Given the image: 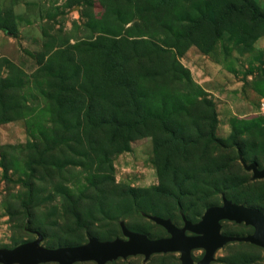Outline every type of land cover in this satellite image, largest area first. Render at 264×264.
Listing matches in <instances>:
<instances>
[{"label":"rangeland","instance_id":"rangeland-1","mask_svg":"<svg viewBox=\"0 0 264 264\" xmlns=\"http://www.w3.org/2000/svg\"><path fill=\"white\" fill-rule=\"evenodd\" d=\"M240 158L264 167V0H0V249L125 239L121 221L161 239L145 215L182 227L223 196L264 213ZM211 264L264 251L230 243Z\"/></svg>","mask_w":264,"mask_h":264},{"label":"water","instance_id":"water-1","mask_svg":"<svg viewBox=\"0 0 264 264\" xmlns=\"http://www.w3.org/2000/svg\"><path fill=\"white\" fill-rule=\"evenodd\" d=\"M240 162L247 172H252L253 180L264 179V167L259 169L254 163L247 165L242 158ZM145 216L164 228L170 237L151 240L144 234L129 230L121 221L120 228L125 239L99 241L91 238L82 245L51 249L42 245L43 236L36 233L37 239L33 241L12 249H0V264H108L137 256H143L146 262L153 255L169 253L180 254L181 264H194L192 251L199 249H204L205 255L197 264H211L216 251L231 242L250 243L264 249V214L235 204L224 196L223 205L207 209L198 223L194 224L182 216L184 226L181 229L170 219ZM225 220L252 226L254 233L246 237L223 236L221 222ZM186 232L195 236L189 237Z\"/></svg>","mask_w":264,"mask_h":264},{"label":"flooded vegetation","instance_id":"flooded-vegetation-1","mask_svg":"<svg viewBox=\"0 0 264 264\" xmlns=\"http://www.w3.org/2000/svg\"><path fill=\"white\" fill-rule=\"evenodd\" d=\"M252 173V172H251ZM236 204V203H235ZM222 205H223V197H222ZM221 205V206H222ZM221 206H218V207H221ZM255 210V209H254ZM258 211V210H257ZM260 212V211H259ZM262 213V212H261ZM264 214V213H263ZM204 215V214H203ZM202 218V217H201ZM182 221H183V218H182ZM201 221V219L198 221V222H200ZM198 222H195V223H198ZM223 222H230V223H235V224H238V225H240V224H243V225H245V226H248V225H246L245 223H236V222H233V221H227V220H225V221H222L221 222V226H222V228H223ZM192 223H194V222H192ZM194 223V224H195ZM174 224V223H173ZM175 225V224H174ZM176 226V225H175ZM183 226H184V221H183ZM183 226L182 227H177V228H179V229H181V228H183ZM248 227H251L252 229H253V233H254V228L252 227V226H248ZM222 228H221V234L223 235V236H226V235H224L223 233H222ZM166 231V230H165ZM167 232V231H166ZM253 233H251L250 235H252ZM168 234V233H167ZM186 235L187 236H189V237H193V236H195V234H193V233H191V232H186ZM246 236H248V235H246ZM246 236H244V237H246ZM168 237H170V235L168 234V236L167 237H165V238H168ZM231 237H235V236H231ZM231 243H236V242H231ZM237 243H244V242H237ZM228 244H230V243H228ZM228 244H226V245H228ZM248 244H250V243H248ZM225 245V246H226ZM252 245V244H251ZM255 246V245H254ZM224 247V246H223ZM222 247V248H223ZM256 247H258V246H256ZM260 248V247H259ZM221 249V248H220ZM220 249H218V250H220ZM262 249V248H261ZM217 250V251H218ZM195 251H201L203 254H202V257H201V259L203 258V256L205 255V250L204 249H199V250H194V251H192V254L195 252ZM216 251V252H217ZM263 251H264V249H263ZM216 254V253H215ZM193 258V257H192ZM200 259V260H201ZM194 260V259H193ZM199 260V261H200ZM214 260H215V256H214ZM199 261H197V262H195L194 261V264H197ZM181 262V261H180Z\"/></svg>","mask_w":264,"mask_h":264},{"label":"trees","instance_id":"trees-1","mask_svg":"<svg viewBox=\"0 0 264 264\" xmlns=\"http://www.w3.org/2000/svg\"><path fill=\"white\" fill-rule=\"evenodd\" d=\"M138 124H140V121L139 120H135V121H130L129 123H127L126 125L128 126V128L131 130V129H135L137 126H138ZM59 247H62V245L60 246H58V248ZM57 248V247H56Z\"/></svg>","mask_w":264,"mask_h":264}]
</instances>
